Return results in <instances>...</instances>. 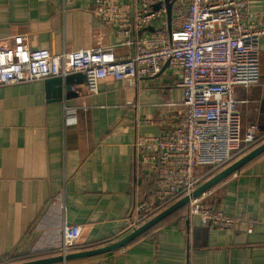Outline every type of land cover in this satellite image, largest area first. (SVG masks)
<instances>
[{"label": "crops", "instance_id": "0c3cea01", "mask_svg": "<svg viewBox=\"0 0 264 264\" xmlns=\"http://www.w3.org/2000/svg\"><path fill=\"white\" fill-rule=\"evenodd\" d=\"M239 1L246 3L245 24L264 29V0ZM93 3L0 0V42L26 35L31 50L52 55L98 48H112L118 58L132 54L123 37L98 21ZM164 27L154 23L140 35ZM258 75L257 83L234 89L242 133L250 128L255 138L264 137V34ZM180 80L163 64L153 77L102 80L95 94L82 81L69 90L47 86V79L0 87V264L61 255L63 225L81 228L78 250L101 248L132 232L129 214L154 186L135 140L170 128L167 122L182 110ZM67 109L75 110L71 122ZM200 200L237 224L204 227L186 208L122 248L54 264H264V153Z\"/></svg>", "mask_w": 264, "mask_h": 264}, {"label": "built area", "instance_id": "2783aa9c", "mask_svg": "<svg viewBox=\"0 0 264 264\" xmlns=\"http://www.w3.org/2000/svg\"><path fill=\"white\" fill-rule=\"evenodd\" d=\"M130 1L94 0L91 8L98 21L134 48L132 54L118 58L112 48H98L52 55L31 50L26 35H15L10 43L0 42V87L82 74L85 91L95 94L102 80L153 77L163 64L180 73L181 113L159 136L135 140L138 161L154 186L129 214L127 229L133 231L168 201L193 192L203 183L205 170L225 164L255 141L250 128L242 133L234 89L258 82V40L264 29L245 24L246 3L239 0ZM158 22L166 27L140 35ZM74 115V109H67L65 119L71 122ZM187 216L220 229L238 222L212 212L200 198L189 202ZM80 231L63 225L59 254L73 250Z\"/></svg>", "mask_w": 264, "mask_h": 264}, {"label": "water", "instance_id": "95a60500", "mask_svg": "<svg viewBox=\"0 0 264 264\" xmlns=\"http://www.w3.org/2000/svg\"><path fill=\"white\" fill-rule=\"evenodd\" d=\"M157 8L158 6L154 7V9H157ZM170 10H171V3L168 1L167 3V19L168 20L170 19V13H171ZM84 80L85 78L82 74H73L65 78H50V79H47L46 83H47V86L54 85L57 87H61L62 84H64L66 89L69 90L72 85L80 81L84 82ZM263 153H264V142L261 145L257 146L252 151L238 158L236 161H234L233 163L225 167L223 170L218 172L216 175H214L207 181L203 182L196 189H194L193 192H191L189 195L176 201L175 203L167 207L165 210H163L156 216L152 217L151 219L146 221L144 224L139 226L137 229L133 230L129 235L125 236L124 238H122L121 240L117 242L111 243L101 248L83 250L77 253H69L65 256L59 255L56 257H52V258L39 259V260L17 263V264H54V263H60V262H67L70 260L90 258V257L102 255V254L117 250L119 248H122L126 246L127 244H129L134 239H136L137 237L146 233L151 228L158 225L162 220H164L165 218H167L174 212L178 211L179 209L183 207L188 206L190 201L198 199L205 193L209 192L211 189H213L214 187L222 183L224 180H226L230 176L234 175L242 167H244L246 164L250 163L251 161H253L255 158H257Z\"/></svg>", "mask_w": 264, "mask_h": 264}, {"label": "trees", "instance_id": "16d2710c", "mask_svg": "<svg viewBox=\"0 0 264 264\" xmlns=\"http://www.w3.org/2000/svg\"><path fill=\"white\" fill-rule=\"evenodd\" d=\"M263 142H264V137H261V138L256 137L255 138V141L252 144L245 145V146L241 147L238 151H236L235 153H233V155L230 158V160L228 162H226L225 164H221V165L216 166L214 168H209V169L205 170L203 172L202 181L203 182L207 181L208 179H210L211 177H213L214 175H216L218 172H220L221 170H223L225 167H227L228 165H230L231 163H233L234 161H236L238 158H240L241 156H243V155L247 154L248 152L252 151L257 146L261 145ZM180 198L181 197L175 198V199H172V200L168 201L165 205H163L161 208H159V210H157L153 214L152 217L156 216L157 214H159L160 212H162L163 210H165L167 207H169L171 204H173L176 201H178ZM186 208H187V206L179 209L176 212H179L180 210H185ZM145 222H142L140 224V226L142 224H144ZM216 229H220V228H216ZM85 249H88V247L87 248H81L79 250L76 247H74L72 251H80V250L82 251V250H85ZM34 258H38V257H34ZM31 260H33L32 257H30V258L29 257L28 258H23V259H19V258L18 259H10V260H7L4 264H17V263L29 262Z\"/></svg>", "mask_w": 264, "mask_h": 264}]
</instances>
